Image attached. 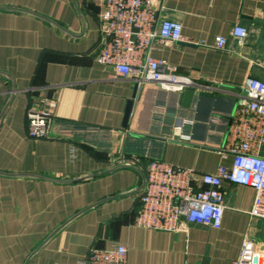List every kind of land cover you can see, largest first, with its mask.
Instances as JSON below:
<instances>
[{"label":"crops","instance_id":"obj_1","mask_svg":"<svg viewBox=\"0 0 264 264\" xmlns=\"http://www.w3.org/2000/svg\"><path fill=\"white\" fill-rule=\"evenodd\" d=\"M105 2L0 0V264H80L116 243L128 264H232L248 237L264 250L255 189L229 181L220 229L135 224L150 159L201 173L232 166L221 148L243 86L264 79V0H157L184 40L156 41L153 56L193 82L188 105V89L114 79L97 60ZM238 24L250 31L243 43ZM220 35L226 49L214 47ZM47 99L50 134L32 138L28 110ZM179 126L190 141L174 138Z\"/></svg>","mask_w":264,"mask_h":264},{"label":"built area","instance_id":"obj_2","mask_svg":"<svg viewBox=\"0 0 264 264\" xmlns=\"http://www.w3.org/2000/svg\"><path fill=\"white\" fill-rule=\"evenodd\" d=\"M160 9L157 0H106L100 14L102 50L97 60L113 70L114 79H130L137 85L154 82L164 90L183 92L193 82L180 75L174 65L153 56L156 41L172 44L184 40L181 22L161 18ZM249 34V29L239 24L232 29L239 43ZM227 46L226 36L216 37L215 48ZM243 91L228 141L221 148L224 156H233L232 166L220 164L215 172L201 173L162 159H150L145 166L137 226L173 232L186 224L220 229L226 208L224 181L255 189L250 213L264 224V79L248 78ZM54 108L55 102L48 99L31 105L30 137L49 136ZM191 137L182 126L177 127L174 138L190 141ZM80 264H128V248L120 243L108 249L92 248ZM232 264H264V250L248 237Z\"/></svg>","mask_w":264,"mask_h":264},{"label":"water","instance_id":"obj_3","mask_svg":"<svg viewBox=\"0 0 264 264\" xmlns=\"http://www.w3.org/2000/svg\"><path fill=\"white\" fill-rule=\"evenodd\" d=\"M193 96H194V91L192 89H188L185 91V94H184L185 105H188V103H190ZM131 109H132V102L130 101L129 106L127 108V112H126V120L128 119L130 115Z\"/></svg>","mask_w":264,"mask_h":264}]
</instances>
